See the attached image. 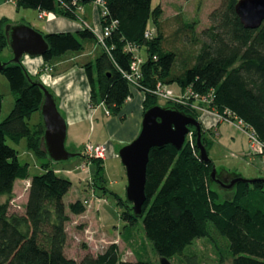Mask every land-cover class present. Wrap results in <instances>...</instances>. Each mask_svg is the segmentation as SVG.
<instances>
[{
	"label": "trees",
	"instance_id": "trees-1",
	"mask_svg": "<svg viewBox=\"0 0 264 264\" xmlns=\"http://www.w3.org/2000/svg\"><path fill=\"white\" fill-rule=\"evenodd\" d=\"M94 1L15 0V3L18 9L34 8L77 20L79 7ZM103 1L106 14L101 13V23L103 27L113 24L105 40L107 48L102 47L94 60L81 66L90 85L92 106L102 104L109 114L121 112L133 87L125 74L131 72L135 52L127 47H144L146 57L139 54L144 61L136 77L138 89L144 92V111L158 104L153 93L157 83L176 84L182 92L190 89L193 93L210 95L209 102L203 105L221 116L242 120L264 143V21L257 29L245 28L235 10L239 0H222L211 11L209 26L199 34H195V22H183L178 16L181 27L173 41L183 39L179 33L186 32L190 47L197 46L178 53L177 46L169 48L167 44L168 49L164 46L160 3L153 6V0ZM10 26L7 18L0 19V53L9 48ZM147 30L152 31L149 37L145 35ZM44 36L50 49L41 57L45 67L40 68L41 72L49 67L52 72V65L69 51L82 53L85 46L81 39L98 43L94 29L88 26L77 32ZM178 56L182 58L178 60ZM23 60L8 62L1 71L17 97L9 115L0 120V197H6L5 201L0 200V264H159L160 257L171 261L201 237L214 241L218 264H225L215 234L226 241L231 264H264V182L236 183L226 189L230 195L220 200L211 177L215 165L212 159L208 162L200 159L194 128L181 150L170 144L150 150L141 216H135L126 198L119 201L125 222L123 240L132 238L142 219L157 261L146 259L149 254L123 260L117 243L95 254L87 251L80 259L68 257L67 223L71 216L87 210L85 201L78 199L67 208L64 199L72 182L57 174L49 162L42 163L43 173L31 177L28 163H22L17 150L7 143V137L14 142L27 137L28 146L39 157L47 156L41 146L42 120L34 130L27 121L33 112L40 111L43 91L29 80L28 75L33 81L37 77L30 75ZM1 100L0 95V113ZM169 107L196 118L201 114L185 104L172 103ZM207 133L203 127L202 143L208 151L211 139ZM93 160L99 163V168L92 183L103 187L102 160ZM226 175L218 177L229 181L238 174ZM28 179L23 212H11L9 203L16 181Z\"/></svg>",
	"mask_w": 264,
	"mask_h": 264
},
{
	"label": "rangeland",
	"instance_id": "rangeland-1",
	"mask_svg": "<svg viewBox=\"0 0 264 264\" xmlns=\"http://www.w3.org/2000/svg\"><path fill=\"white\" fill-rule=\"evenodd\" d=\"M0 2L2 3L0 7V19L7 18V23L9 25L25 23L35 29H40L42 31L46 30L44 24L48 19H40L37 11L33 8H22L18 10L16 3L12 1L0 0ZM221 2L222 0H153V6L160 3L163 8L161 31L165 37V48H167V44L169 48L177 46L175 48L178 53H180V50L185 49L190 51L193 49L190 47L191 42L186 32L179 33V36H182L183 39L181 38L180 41H173L176 31L181 27V21L179 19L183 22H195V34H199V32L209 26V15L212 10L221 4ZM79 14L80 16L77 21L80 22L81 25H83V21H86L85 25L93 27L98 35H103L100 6L96 5L94 2L82 5ZM178 16H180L179 19L177 18ZM83 18L85 20H83ZM81 41L85 48L82 53H78L79 55L83 54V57L76 59L80 64L94 60L95 56L101 53L102 45L99 43L84 39H81ZM196 48L197 46H195L194 49ZM76 53L77 52L69 51L64 56L69 58ZM138 54L146 57L145 48H139ZM11 56V50L5 48L0 53V61L5 62ZM63 58L61 61L65 59ZM181 58L182 56L177 57L178 60ZM28 72L31 76L34 78L37 77V79L43 82L48 89L51 91L53 90L62 97V101L58 104V107L63 115L64 112L66 113L64 117L67 123V149L72 151L74 150L73 146L76 149L83 148L80 155L67 161L56 162L51 160L48 156L39 157L35 151L28 146L27 137H23L19 142H14L7 137V143L17 150L19 160L22 163H28L31 177L43 173L44 168L42 163L49 162L57 174L72 182V186L64 199L67 208L71 202L78 199L87 201L86 213L82 216H71V220L67 223V256L80 259L87 251L95 254L103 251L111 243H117L120 257L123 260H135L138 254H149L146 259L157 261L158 257L155 255L150 241L146 239L142 219H139L135 227V232H133L130 240L126 242L122 237L125 222L121 218L123 207L119 201L120 198L123 200L126 198L127 176L118 154L120 146H118L116 157L112 155L109 158L107 167L102 164L104 186H95L92 183V174L90 170L93 168L92 173L95 175L99 168V163L96 160L86 158L84 145L86 143H92V138L87 134L94 132L93 134L98 136V122L102 121L103 125L104 119L109 112L107 109L105 111L97 105L92 106L90 104V85L86 75H81L79 69L73 73L62 75L63 83L69 79L72 80L73 89L68 91L61 80L54 86L45 82L44 78L47 77L53 80L52 73L50 72L39 71L38 74L37 66L34 71L28 70ZM169 88L174 94L182 93L181 89L176 84L170 85ZM131 89H134V87H131ZM85 91L86 93L84 95ZM0 95L2 99L0 120L2 121L9 115L17 97L11 90L9 82L2 72H0ZM157 103L162 107H169L172 104L168 100H164L160 97L157 98ZM111 115L117 116L119 119L121 118L120 114H116L115 112H112ZM41 120L40 111L33 112L27 119L29 126L33 130ZM126 121L129 124L130 119H126ZM68 126L71 129L78 130L79 133L73 134ZM112 129L114 131L117 130L114 127ZM130 129L131 126L128 125L127 133ZM241 129L242 128H239L236 124L228 123L227 121L219 130L218 128L207 130V135L211 139L208 148L209 157L212 159L219 176H225L227 173L231 172L240 174L244 178H264V155L251 152L249 149L248 135L246 133L247 130L242 131ZM107 130H109V128H103V135L106 134V139L103 137L101 140H106L105 144L109 155L110 147L113 143L118 144V142L116 141L117 137H113V139L109 138ZM110 131L114 132L111 129ZM73 135L76 140H73ZM188 135L190 136V134ZM234 140H237L236 143L233 142ZM92 141L94 142L95 140ZM83 164L86 165V169L84 170L81 169ZM226 176H229V174ZM29 183L30 179L16 181L14 195L9 203L11 212H23L24 205L28 198ZM213 187L220 193V200L230 195V191L220 187L216 182L213 183ZM0 200L5 201L6 197L2 196ZM215 236L218 245L223 251L222 255L225 264H231L226 252V241L217 234H215ZM218 259L219 256L214 241L209 237H201L195 239L188 245L182 254L174 256L171 259V263L218 264Z\"/></svg>",
	"mask_w": 264,
	"mask_h": 264
},
{
	"label": "water",
	"instance_id": "water-1",
	"mask_svg": "<svg viewBox=\"0 0 264 264\" xmlns=\"http://www.w3.org/2000/svg\"><path fill=\"white\" fill-rule=\"evenodd\" d=\"M235 10L245 28L257 29L264 21V0H239ZM8 46L13 55L9 61H0V72L8 62L20 63L25 56L42 57L50 44L44 34L28 24L11 25L8 31ZM29 80L38 84L43 91L40 114L44 126L41 146L47 156L56 162L67 161L77 155L66 147L67 123L58 107L55 94L39 79ZM196 131V145L202 161L210 160L206 146L202 143L203 125L201 121L187 113L172 107H162L158 104L144 111L141 130L130 143L119 149V156L127 176L126 200L132 206L136 217L142 215L145 202V184L149 153L152 148H162L170 144L181 150L188 134ZM212 180L224 189H231L236 183H253L256 180L264 182V178H244L237 175L229 181L218 177L217 169L213 168ZM159 264H172L167 257H160Z\"/></svg>",
	"mask_w": 264,
	"mask_h": 264
},
{
	"label": "crops",
	"instance_id": "crops-1",
	"mask_svg": "<svg viewBox=\"0 0 264 264\" xmlns=\"http://www.w3.org/2000/svg\"><path fill=\"white\" fill-rule=\"evenodd\" d=\"M1 5H2V3L0 2V7H1ZM20 9H22V8H20ZM101 9L102 8L100 7V11H101ZM34 10L37 11L38 17L40 19H48L46 21V23L44 24V27L46 29L45 31L37 29L40 32H42L43 34H45V33H61V32H77V31L81 30L84 27V24L86 23V21H83V25H81L80 22H78L77 20H72V19H69V18H66L63 16H58V15H55L53 13H47V12H45V15L41 16L43 12L39 11L38 9H34ZM83 20H85V19L83 18ZM77 54L78 53L74 54L73 56H71L69 58L63 56L65 59L63 57H61V59H59L57 62H55V64L52 65L53 69H51V70L53 73L51 71H48V69L51 67L43 69V71L52 73L53 79L61 77L64 74L73 73L77 69H79V72L81 75H85L84 69L81 67L82 64H80V62L76 60L78 58L83 57V54H80V55L79 54L77 55ZM35 58H38V57H35ZM62 58L64 59L63 61H61ZM42 65H43V59L41 58V60L39 61V64L37 65L38 74H39L40 68L44 67ZM131 92H132L131 96L127 99V101L124 104L125 106L123 105V108H122L121 112L119 113L121 116L120 119L117 116H112L111 114H107V117H105V119H104L105 125H104V123L102 125V121L98 122V125H99V128L97 130L98 136L96 134H93L94 132L87 134L88 136H90L92 138V140H95L94 142L91 140L92 143L104 144V145H106L105 144L106 140H104V141L101 140L103 137L106 139V137H105L106 134L103 135V128L104 127L109 128V130H107V131H108V136L110 139H113V137H117L116 141L118 142L119 145L117 143H113V145L110 147V151H109L110 154L108 155V149H107L106 158L104 160H102V164H104L106 167L108 165L109 158L112 155H115V157H116L118 146L121 147L122 145H124V144L132 141L133 139H135L141 130L142 119H143V114H144V105H143L144 92H142L141 90H139L136 87H134V89H131ZM53 93L55 94L57 101H58V104H59L62 101V97L58 93H55L54 91H53ZM97 106L103 108L106 111V108L104 107V105L99 104ZM97 113H99V112H97ZM64 115L66 116L65 112H64ZM127 116H128V118H127ZM126 119H130L129 124L127 123ZM199 120L201 121L203 127L206 130H213V129H217V128L219 130L221 128V126L225 122H227L224 119H220L219 115L212 110H208L206 112L201 113ZM128 125L131 126V129L127 133ZM113 127L116 128L117 130L114 131L112 129ZM68 128H70V127L68 126ZM110 129L114 132H111ZM71 131L73 134L79 133L78 130L71 129ZM219 136H221V135H219ZM73 140H76L74 138V135H73ZM236 141L237 140H234L233 142L236 143ZM73 148H74V150H72V152H76L78 154H81L83 151V148L82 149L81 148L76 149L74 146H73ZM90 172L92 174V177H94V174L92 173L93 168H91ZM15 185H16V183H15ZM14 190H15V188H14ZM85 213H86V211L80 215H75V216H82Z\"/></svg>",
	"mask_w": 264,
	"mask_h": 264
},
{
	"label": "built area",
	"instance_id": "built-area-1",
	"mask_svg": "<svg viewBox=\"0 0 264 264\" xmlns=\"http://www.w3.org/2000/svg\"><path fill=\"white\" fill-rule=\"evenodd\" d=\"M15 3V0H9ZM94 3L102 8L101 13L106 14V6L105 2L103 0H95ZM81 8L79 7V10ZM45 15V11H43L42 15ZM86 24V23H85ZM84 26H88L85 25ZM113 24L107 25L103 27V35H98L95 30V34L98 38V43L102 45V47L107 48L106 45V38L110 35L111 29ZM91 27V26H88ZM93 28V27H91ZM94 29V28H93ZM145 35L147 37L152 35V31L147 30ZM129 50L135 52V59L131 64V72L129 74H125V77L127 80L131 83L133 87L138 88V83L136 81V77L139 75V69L141 63H143L144 59L138 54V49L136 46L129 45L127 47ZM153 93L158 98H162L164 100H168L171 103L174 104H185L190 106V108L195 109L198 112H206L209 109L207 106L203 105V103H208L211 99L210 95H200L198 93H193L190 89H187L186 91L182 92L181 94H174V92L169 88V86L162 84L161 82L157 83L155 89L153 90ZM219 115V114H218ZM200 118V117H199ZM220 119H224L225 121H228L229 123L236 124L239 128H242L241 130H247L248 135V143H249V149L251 152L255 154H262L264 155V143L258 138V136L254 133V131L245 125L242 120L239 119H231L230 117H224L219 115ZM84 151L85 156L88 159H101L104 160L106 158V152H107V146L104 144H93V143H86L84 145ZM86 165H82L81 169L84 170ZM87 204V201L84 202Z\"/></svg>",
	"mask_w": 264,
	"mask_h": 264
},
{
	"label": "bare ground",
	"instance_id": "bare-ground-1",
	"mask_svg": "<svg viewBox=\"0 0 264 264\" xmlns=\"http://www.w3.org/2000/svg\"><path fill=\"white\" fill-rule=\"evenodd\" d=\"M41 60V57L38 58H31L30 56H25L24 60H23V64L25 65V67L29 70V71H34L35 67L39 64V61ZM62 78L63 76L59 77V78H55L53 80H50L48 77L44 78L45 82L52 84L53 86L56 85L60 80L62 82ZM62 84L65 85V87L67 88L68 91L73 89L72 86V80H67L65 83L62 82ZM86 91L84 92L85 95Z\"/></svg>",
	"mask_w": 264,
	"mask_h": 264
},
{
	"label": "flooded vegetation",
	"instance_id": "flooded-vegetation-1",
	"mask_svg": "<svg viewBox=\"0 0 264 264\" xmlns=\"http://www.w3.org/2000/svg\"><path fill=\"white\" fill-rule=\"evenodd\" d=\"M191 133H192V132H191ZM191 133H190V134H191Z\"/></svg>",
	"mask_w": 264,
	"mask_h": 264
}]
</instances>
